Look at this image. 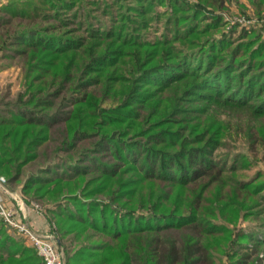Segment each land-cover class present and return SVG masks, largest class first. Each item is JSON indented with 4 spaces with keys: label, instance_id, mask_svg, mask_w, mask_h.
<instances>
[{
    "label": "trees",
    "instance_id": "obj_1",
    "mask_svg": "<svg viewBox=\"0 0 264 264\" xmlns=\"http://www.w3.org/2000/svg\"><path fill=\"white\" fill-rule=\"evenodd\" d=\"M247 1L264 12V0ZM74 2L0 9V58L22 64L18 111L0 117V175L13 184L35 171L22 192L54 204L46 221L63 263L264 264L262 183L236 180L237 168L225 172L210 150L229 128L226 108L245 111L248 140L264 139V39L213 40L219 23L184 36L175 28L173 42L149 50L114 21L103 32L80 21V35L60 33L68 19L59 9ZM240 219L257 224L237 233ZM8 230L0 218V264H42Z\"/></svg>",
    "mask_w": 264,
    "mask_h": 264
},
{
    "label": "rangeland",
    "instance_id": "obj_2",
    "mask_svg": "<svg viewBox=\"0 0 264 264\" xmlns=\"http://www.w3.org/2000/svg\"><path fill=\"white\" fill-rule=\"evenodd\" d=\"M9 1L0 0V9ZM59 11L61 17L68 19L67 26L59 29L60 33L75 30L72 33L73 36L80 35L81 32L77 31L80 29L78 24L80 21L85 22L89 27L91 26L94 32H103L109 30L108 28H111L110 22L114 21L116 29L123 28L124 33L130 31V38L139 44H146L145 48L148 50L154 42H163L168 38L170 42H173V29H177L179 36H184L181 34H185L187 27L193 25L195 28L203 30L206 28L213 29L214 24L219 23L215 30L210 33L213 40H220L228 34L233 40H239L236 38L243 32L246 34L253 33L264 39V12L256 15L255 9L249 5L247 0H225L224 7L220 9L207 8L200 0H75L70 8H61ZM175 18L178 20L176 24H174ZM168 20H171V23ZM53 22L51 21V23ZM88 25L87 28L89 29ZM188 37L191 39V35ZM179 43L174 46L185 48L184 51L187 50L188 53H191L190 47L182 46ZM189 62L194 64L195 59ZM21 65V62L16 59L4 60L0 58V117L12 118L13 114L18 111L20 106L18 97L22 92ZM26 98L27 96H23L22 100L24 101ZM63 108H59V110L63 111ZM40 110L42 109L34 110V114L41 112V116L44 115L45 111ZM9 112L11 114H8ZM244 112V110L239 111L230 108L223 111L220 118L229 128L224 131L219 130L222 135L219 136L217 143H213L210 150L212 151V159L219 166L224 167L225 172L229 168H237L234 177L236 180L262 183L258 193V208L255 209V218L257 221H261L264 220V139L259 137L254 143L248 140ZM255 125L257 126L258 122ZM259 128L263 137L264 119L260 121ZM47 155L50 156V152H47ZM34 172L29 166L25 168L16 183L7 184L6 182L5 188L0 187V197L3 198L5 206L13 210L15 219L19 220L22 215L26 216L29 226L35 233L52 239V237L55 238L52 233V225L47 223V226L45 221L46 215H48L47 209L54 210V204H41L22 192L25 181ZM0 178L6 180V176L3 174L0 175ZM32 214H35L38 223L46 224L45 228L37 230L36 224L30 219ZM257 221L240 219L235 230L237 233L240 230H249L257 224ZM8 231L15 235V238L18 237V234L16 235L11 229ZM54 244L61 252L62 260L66 262V255L56 240H54Z\"/></svg>",
    "mask_w": 264,
    "mask_h": 264
},
{
    "label": "built area",
    "instance_id": "obj_3",
    "mask_svg": "<svg viewBox=\"0 0 264 264\" xmlns=\"http://www.w3.org/2000/svg\"><path fill=\"white\" fill-rule=\"evenodd\" d=\"M5 184L6 180L0 178V187L5 188ZM0 218L9 229L21 236L25 243L35 250L38 257L41 258L42 264H64L61 252L54 244L53 237L51 239L35 233L24 215L19 220L15 219L13 210L5 206L2 197H0Z\"/></svg>",
    "mask_w": 264,
    "mask_h": 264
},
{
    "label": "crops",
    "instance_id": "obj_4",
    "mask_svg": "<svg viewBox=\"0 0 264 264\" xmlns=\"http://www.w3.org/2000/svg\"><path fill=\"white\" fill-rule=\"evenodd\" d=\"M30 219H32L33 220V222H34V224H36V226H37V230L38 229H41L42 230V228H45L44 226L47 224V221H45L46 222V224L45 223H43V222H39L38 223V219H37V217L35 216V214L33 215H31V217H30ZM45 220V219H44ZM47 226H48V224H47ZM54 240H55V238H53Z\"/></svg>",
    "mask_w": 264,
    "mask_h": 264
}]
</instances>
